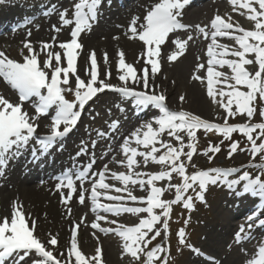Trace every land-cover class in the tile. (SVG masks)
<instances>
[{
  "label": "snow or ice",
  "instance_id": "obj_1",
  "mask_svg": "<svg viewBox=\"0 0 264 264\" xmlns=\"http://www.w3.org/2000/svg\"><path fill=\"white\" fill-rule=\"evenodd\" d=\"M101 0H78L74 4L73 19L68 18V10L59 12L61 26L74 24L71 31V40L59 43L58 47L63 53L48 51L53 45L44 43L41 51L45 53L46 59L39 60L40 53H37L30 43L26 42L29 55L24 56L23 62H18L8 58L5 53L0 52V77L16 90L19 94V103L13 104L8 99L0 96V168L6 165L10 158L18 156L23 149H26L33 139L39 144V151H46L57 138H61L70 133L77 125L82 110L90 100L105 89H110L121 93L124 97L134 98V104L137 107L152 105L159 110V116L152 122H146L142 128H137L130 136L123 139L120 145L121 151L126 157V166L128 173H112V177L119 181L123 187H115L105 182V172L108 171L107 165L104 171L99 172L98 180L93 182L91 188V197L94 205L93 211L97 208L120 215L129 213L139 215L146 213V218H140L139 222L133 226L119 225L118 228L105 229L98 223L91 226L99 229L101 232L115 231L123 241L124 253L128 254L134 261H140L143 254L144 264H154L155 261H162L166 264L160 255L165 251L163 245H157L148 251L145 249L161 235V230L156 225L162 224L163 230H168V219L170 218L171 206L183 200V206L192 210L193 197L185 194L192 190L195 198L204 201L203 193L208 185L226 182L232 189L234 186L243 182V192L258 197L264 201V171L253 178L247 171L243 172L238 179L228 181L227 178L237 172V169L212 168L208 170H198L188 173L187 164L192 160L196 152V133L203 129L205 132L215 131L223 136L224 139L231 140L232 134L239 132L250 142V151L255 159L259 153H264V122L252 124L250 121L254 117L257 109L255 102L259 97L264 101V0H231L235 8L243 9L247 13L246 18L253 22L254 27L251 30L245 29L238 23L225 21L221 16L216 15L210 22L211 31L208 27L197 25L198 31L203 34L205 39L210 36L211 42L207 46L206 64H198L197 69H204L206 77L194 75L193 79L204 83L206 80L207 95L218 103L225 111L224 124H215L208 122L197 115L185 111H170L165 103L166 97L163 94L151 93L149 88V69L145 67L142 76H137V70L124 59V53H118V79L122 82L121 87L107 84L105 80L99 79L98 65L93 51L90 55V71L85 69V74L89 75L86 82L77 74L78 49L82 45L78 43L79 35L85 30H90V21H95L98 14V8ZM190 3V0H160L155 3L144 17L139 29L136 27V19L130 25V32L133 39H139L146 46V55L148 59L146 64L151 65V71L154 74L159 70V63L154 57L161 55V45H163L169 34L174 31L186 30L189 26L181 23L182 11ZM51 12H56V6L51 7ZM138 19V18H137ZM55 31L59 28L53 26ZM217 37H228L232 39L236 46L229 47L227 44L219 43ZM193 36L189 35L186 40L175 39L173 43L178 49L169 55L170 62L175 61L180 55H183L188 41ZM229 57H234L230 59ZM107 54L105 62L107 63ZM54 61V62H53ZM66 62V66L64 63ZM255 65L256 69L250 71L248 66ZM227 67L230 73L220 71ZM75 77V89L62 86L69 85V76ZM110 78V73L107 74ZM132 83H141L144 90L137 91L128 86ZM98 85V86H97ZM222 85L223 87H217ZM74 91L75 100L70 102L66 99L64 93ZM219 97V99H217ZM36 98L33 102L37 115H44L48 110L55 106V114L51 117V134L40 137L36 136L38 124L35 117L30 116L23 110V104L26 101ZM181 101L184 97H180ZM244 115L249 122L237 125H229V117ZM264 119V111L260 113ZM119 122L113 123V128L118 126ZM156 125V127L153 126ZM61 126H63L61 128ZM167 133L169 137L177 141L178 146L171 142L163 140L162 134ZM184 133L188 138L185 144ZM256 134L255 136L253 134ZM104 136L106 133H99ZM257 140H262L257 144ZM130 141H134L138 147H130ZM160 145L157 147L156 145ZM147 151L139 150V147ZM161 148L165 151L161 152ZM187 148L188 151H184ZM239 148V142L234 141L230 144L229 156ZM219 146L209 145L205 155L208 152L218 153ZM83 154V150L78 155ZM33 155H36L35 147ZM137 157L143 158V163L147 165L149 161L165 166L164 170L158 173H146L135 171L139 167ZM186 157V160L181 159ZM211 160V157H209ZM95 160L93 159L81 170L76 173L66 172L61 177L60 187L66 186L69 190V197L63 198L65 202L70 198L71 193L76 191L74 179L85 181L92 170ZM121 164L124 161H120ZM195 167V165H193ZM262 167V166H257ZM173 173L180 177L181 182L171 183ZM2 174V172H0ZM144 177H147L146 179ZM167 181V190H175L173 200H164L162 196L166 191L165 187H157L154 182ZM129 185L139 186L141 191L147 192L145 197H137L130 190ZM82 186V185H81ZM197 188L199 191H197ZM98 189L105 190L104 192ZM114 190L116 193H125L126 195H109L108 191ZM103 196L109 201H132L134 204L146 206H116L104 205L99 203V198ZM85 196L81 193L79 200L84 202ZM22 205L13 208L11 217H4L0 220V264L10 262V264H25V261L35 253L38 259H33L31 264H101L102 249L97 247L95 254L87 257L78 247L77 231L72 230L70 248L67 255L60 253L63 261L49 250L35 233V221L31 225L21 210ZM160 209V214L156 213ZM255 218L249 216V221ZM104 216H98L97 220H106ZM116 224L115 220L111 221ZM257 224L264 227V218H258ZM79 227L78 225L76 226ZM249 230L252 224L248 225ZM244 229L236 234L235 240L241 243L247 237L243 234ZM178 241L181 245H186L191 250L199 254V250L186 244L185 231L178 232ZM48 244L55 247L58 244L56 237H51ZM245 253L247 254L246 250ZM74 257V261H73ZM211 264H218L213 257H209ZM245 264H264V243L257 246L254 254L245 261Z\"/></svg>",
  "mask_w": 264,
  "mask_h": 264
},
{
  "label": "bare ground",
  "instance_id": "obj_2",
  "mask_svg": "<svg viewBox=\"0 0 264 264\" xmlns=\"http://www.w3.org/2000/svg\"><path fill=\"white\" fill-rule=\"evenodd\" d=\"M196 1L199 5L194 13L190 14L189 10L185 8L182 11L181 21L189 27L186 30H180L179 38L188 32H195L200 36L199 39L188 41L183 55L172 62L169 61L168 57L173 52H177L178 49L174 43L169 45L166 40L161 45V55L154 57L159 63V70L153 74L151 65L146 64L148 59L146 46L139 39L130 38L133 34L129 29L134 19H136V27L139 29L140 25L144 23L147 12L160 0H101L95 27L91 30H85L78 37L82 48L77 51V74L86 82L89 80L90 77L85 74V69L87 64L90 71V55L94 51L99 79L116 87L123 86L118 79V53L122 51L125 62L137 70L138 77L143 75L142 70L145 67L149 69L148 91L154 90L157 94H163L170 111L189 112L212 123L222 107L218 103H214L207 95L206 80L201 83L193 79L194 75L206 77V71L204 69L198 70L197 65L206 64L208 59L206 55L207 46L211 40L210 36L205 39L196 26H207L210 32V22L216 15L221 16L225 21H229L231 17V22L238 23L248 30H251L254 24L246 18L245 10L238 7L234 9L231 0ZM76 2L78 0H0V52L5 53L12 60L23 62L24 56L29 55L27 48L24 47V44L28 42L37 53H40L39 60L41 62L46 59L45 53L41 51L44 43L53 45L48 51L62 54L63 50L58 45L63 38L70 36L74 24L61 26L59 12L67 9L68 18L73 19V6ZM53 5L56 6L55 13L51 12ZM53 26L60 30L55 31ZM181 40L184 39L181 38ZM217 40L229 47H238L228 37H217ZM204 50L205 54L203 53ZM105 54L108 58L107 63L105 62ZM229 58L234 59V57ZM64 66H66V62ZM248 67L250 71L256 69L255 65ZM219 70L230 73L227 67ZM108 73H110V78H107ZM71 85L75 88V77L73 76H71ZM128 86L137 91L144 90L142 82L134 84L129 81ZM17 93L0 77V96L16 104L19 103L16 100ZM96 95L95 101L99 103L96 110L107 117L108 121L111 122L110 125L89 124L83 133L78 130V127L73 128L70 135L81 134L78 141L61 147V143L69 142L71 136L61 139L60 143H56L59 141L57 140L50 146L51 151L49 152L41 153L37 141H30L26 149H23L15 158L8 159L6 165L0 168V172H2L0 174V220L4 217L10 218L13 208L22 205L21 210L25 213L29 224L31 225V222L35 221L34 234L62 261L64 258L60 256V253L67 255L73 226L78 225L79 227L76 228L78 247L87 257L93 256L96 248L100 247L102 249L101 264H132L134 260L124 253L123 241L115 231L101 232L91 225L98 223L100 227L105 229L118 228L119 225L133 226L139 222L140 218H146V213L139 215L121 213L117 216L99 208L92 213L91 210L94 205L89 200L90 189L93 182L97 180L95 174L104 171L100 159L110 164L107 167L108 171L105 172V182L115 187H123L119 181L112 177L111 173V171L115 173L128 172L126 157L122 153L120 145L123 143L124 137L130 136L137 128H141L142 131L145 130L142 126L146 122H152L160 113L154 106L151 111L146 108L148 105L142 108L137 107L132 104L133 98L124 97L121 93L110 89H105ZM181 96L184 97L183 101L180 99ZM35 99L32 98L28 104H23V110L36 118L34 122L38 124V131L51 130V115L44 117L37 115L33 104ZM52 110L55 111V106ZM84 116H90L86 107L81 112L80 122ZM116 121L119 124L113 128V123ZM153 126L156 127L155 124ZM99 132L106 133L100 139L103 150L100 159L98 154L88 156L89 151L84 152L83 150L87 145H91L92 136L90 135ZM180 134L182 135V133ZM184 137L186 138L185 134ZM161 138L171 142L174 146H178L177 141L169 137L167 133L162 134ZM156 146L160 147L159 144ZM34 147L35 156L33 155ZM130 147L138 146L135 145L134 141H130ZM82 150L83 154L78 155ZM139 150L147 151L142 146L139 147ZM164 151L161 148V152L157 155ZM93 159L95 163L85 181L75 180L73 177L76 191L71 193L70 198L65 202L63 198L69 197L70 190L66 186H59L61 177L69 171L71 173L78 172ZM137 160L140 162L139 166L151 173H158L165 168V166L151 161L145 165L142 157H137ZM120 161H124V163L121 164ZM134 170L136 171V169ZM87 186H89V190H87ZM162 187L167 188V182H164ZM129 188L136 196L145 197L147 195V192L141 191L139 186L129 185ZM98 191L104 192L105 190L98 189ZM81 193L85 196L83 203L79 200ZM108 194L126 195L125 193H116L114 190H109ZM101 197L103 201H109L103 196ZM99 201L101 202V199ZM105 205L116 207L120 203ZM86 210L89 216L83 218L82 212ZM239 215L235 214V219H238ZM98 216H104L107 219L97 220ZM113 220L117 223L112 224L111 221ZM96 230L98 231L94 232ZM230 230L232 229L230 228ZM51 237H56L58 240L55 247L47 243ZM38 258L35 253H32L25 264H31L33 259ZM205 259L209 260V258Z\"/></svg>",
  "mask_w": 264,
  "mask_h": 264
},
{
  "label": "rangeland",
  "instance_id": "obj_3",
  "mask_svg": "<svg viewBox=\"0 0 264 264\" xmlns=\"http://www.w3.org/2000/svg\"><path fill=\"white\" fill-rule=\"evenodd\" d=\"M197 6L198 3L195 2L194 4L190 5L189 9L195 7V10H197ZM179 33L180 31L176 32L174 36H176ZM188 33H186L184 36L180 37L179 39L182 38L186 40L189 35L193 36L192 40L198 39V35L195 32H191L189 34ZM69 37L70 36L63 38L62 41L71 40V37L70 38ZM172 40H174V38H172L170 42ZM86 68H88L87 64H86ZM65 87L72 88L73 90L75 89L71 85V81L69 85ZM217 87H223V86L218 85ZM152 91L149 90L150 93ZM154 92L157 94L156 91ZM178 92L181 93V91ZM64 95L66 99H68L70 102L75 100L74 91L65 92ZM98 105L99 103L94 102L89 106V108L87 109V113H90V116L83 117L81 124H79L78 126V130L84 132L89 124H94L97 126L111 124V122L108 121L105 115H102L98 110H96V107ZM255 107L257 111L254 114V117L252 118L250 123L256 124V123L264 122V119H262L260 115V113L264 111V101L260 100L258 97L257 101L255 102ZM217 114H218L217 118L212 123L223 125L224 117L226 116L224 109L221 108ZM246 122H249L247 120V117L239 114L236 115L235 117H229L227 120V123L229 125L243 124ZM44 132L50 133L51 131L50 132L44 131ZM99 133H94L93 135H90L92 136L91 145L89 144L84 149L82 148L84 152L89 151L88 152L89 156L103 153V150L101 149L102 141H100L102 136L99 135ZM80 135L81 134L79 133L73 134L70 138V141L66 143L63 142L61 144V147L71 142L78 141ZM182 135H184V133H182ZM253 135L255 136L256 134L254 133ZM196 137H197L196 152L193 155L191 162L187 164V171L189 174L198 170H208L212 168L228 169L231 164L234 165L235 167L242 166L239 169V172L234 174L235 176H237V178L235 179H238V175L239 176L242 175V173L245 171L250 173V175L253 178H255V176H257L259 172L262 173V171H264V167H261V169L255 167L252 170H247L251 166H256L255 164L259 166L260 163H264V153L257 154L255 159H253V156L250 151V147H251L250 142L247 140L246 137L242 136L239 132L233 133L231 140H227L224 139L222 135L216 133L215 131L205 132L203 129H201L197 131ZM234 141H238L240 145L237 151L232 153L231 156H229L230 144ZM261 142L262 140H257V144ZM187 143H188V138L186 136L185 144ZM209 145L219 146L221 150L218 153L208 152V154L205 155L204 153L207 151ZM184 151L186 152L188 151V149L185 148ZM209 157H211V160L209 159ZM98 158H100L99 155ZM181 159L186 160V157H182ZM102 164L104 167L105 165H107V167L110 166V164L106 163V161H103ZM193 165H195V167H193ZM135 169L136 171L139 172L151 173L149 170H145L144 167L142 166H139L138 168ZM113 172L114 171H111V173ZM123 173L127 174L128 172L125 171ZM144 178L146 179L147 177ZM164 182L167 181H157L154 183L156 184L157 187H162ZM180 182H181L180 177L177 176L175 173H173V179L171 183L177 184ZM219 184L220 185H218V183L216 185H211V184L208 185L207 190L203 193L204 195L203 202L196 199L195 193L192 190H189L186 196L190 195L193 197L192 210L188 211V209H186L183 206V200L171 206L170 217L172 220H168L169 221L168 226L169 224H171L169 230L170 233L172 234L174 233V234L173 235L171 234L172 236L170 239L168 238V240L170 245L173 246V248L170 249V259L173 262L168 261V264H211L209 263L210 260L208 259L205 260V258H209V257L215 258V260L218 263L221 262V264H245V261L254 254L257 246L264 243V232H262L263 237L260 240L259 244L256 240H252L250 238V235L253 234V232L260 227L256 223L257 219L264 218V214L260 216H256L255 222L254 219L253 221H249V216L251 215H248L249 208H251L253 204H255L253 208H255V206L257 207V205L260 204L261 200L259 198L253 197L252 195L249 198L246 197L245 195L247 194L243 192V182H241V184L239 185L234 186L232 189L228 187L227 183H226L227 185H224L222 182ZM197 191H199L198 188ZM137 197H142V196H137ZM174 198H175V190L174 189L167 190L166 188V191L164 192L162 199L173 200ZM101 204L104 203L101 202ZM247 204L252 206L246 207ZM122 205L142 206L140 204H134L132 201L129 200H127L126 203L122 202ZM155 211L157 214H160L161 212L160 209H156ZM181 214H183L185 218L183 216L182 218L184 219L182 220V222H178V219L179 221H181L179 218ZM235 214H240L239 221H238L239 218L237 220L234 219V221H232V218L234 217ZM81 216L83 218L89 216L88 211L86 210L85 212H82ZM231 222L233 223L236 222V224L239 226H237L233 230H230ZM249 223L252 224L251 230H249L248 228ZM186 227L189 229L188 231H190L191 233L190 236L185 238L186 244L191 245L195 249H198L199 254L193 252L191 248L186 245L182 246L177 241V232L181 228H183L184 230ZM242 227L244 229L243 234L247 238L244 239L241 243H237L235 237L236 234L240 232ZM156 228L161 230V235L157 237L155 240H153L152 243L148 246V248L145 249V251H148L151 248L160 244H162L163 247L165 248L166 244L168 243L165 234H163L165 231L163 230L162 224L156 225ZM243 250H246L247 254ZM160 255L163 257L164 252L161 253ZM160 262L161 261H155L154 264H160ZM132 264H144L143 254L141 256L140 261H133Z\"/></svg>",
  "mask_w": 264,
  "mask_h": 264
}]
</instances>
